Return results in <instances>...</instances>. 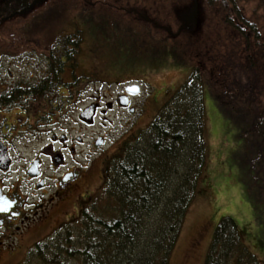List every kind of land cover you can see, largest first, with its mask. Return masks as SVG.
Returning a JSON list of instances; mask_svg holds the SVG:
<instances>
[{
    "label": "trees",
    "instance_id": "trees-1",
    "mask_svg": "<svg viewBox=\"0 0 264 264\" xmlns=\"http://www.w3.org/2000/svg\"><path fill=\"white\" fill-rule=\"evenodd\" d=\"M50 1L55 6L66 0ZM129 1L111 0V6L107 0H81L80 5L83 10L118 13L132 28L136 22L123 14V7L131 4L151 14L154 21L143 20L142 29L161 43L172 42L174 46L163 47L164 52L169 49L176 54L181 49L178 53L191 65V73L140 131L141 140L139 135L124 143L121 155L117 153L110 167L102 171L105 201L85 195L89 200H82L78 216L35 243L24 264H169L204 165V79L223 92L225 121L246 133L241 153L237 152L243 161L235 159L234 168L237 180L243 178L247 186L244 200L264 223V109L246 123L239 112L249 111L247 94L235 88L238 83L247 90L264 88V15L259 17L254 11L247 17L239 0H133L127 4ZM257 7L264 12V0H257ZM237 39L245 41L244 48L237 50V64L230 65L225 54L231 44L226 42L238 43ZM215 40L221 43L211 46L209 42ZM232 91L239 93L236 107L233 100L224 98ZM250 142L254 149L248 151ZM212 229L204 264H261L241 242L231 217H223Z\"/></svg>",
    "mask_w": 264,
    "mask_h": 264
},
{
    "label": "rangeland",
    "instance_id": "rangeland-1",
    "mask_svg": "<svg viewBox=\"0 0 264 264\" xmlns=\"http://www.w3.org/2000/svg\"><path fill=\"white\" fill-rule=\"evenodd\" d=\"M2 1L0 0V2ZM109 2L111 0H107L109 5H114V3L110 4ZM132 2L133 0H130L127 4ZM80 4L82 5L81 0H66L60 5L52 6L50 0H38L26 10L13 16L16 18L15 26L14 28L12 27L13 34L10 32L6 37L16 39L18 37H21L19 39L54 38L58 36L56 34L58 31L64 28L67 29L68 24L74 22L75 24H70L69 29H72L73 25H75V28L80 30L81 37L86 40L85 44L91 45L87 49L95 54L94 58H92L95 78L90 81L91 83L87 90L79 95L77 102L68 107V113L62 121H67V119L75 121L86 100L94 93L96 98L103 104L107 100H112L117 90L122 87L117 85V83L121 84L132 80L136 81L137 84H141L142 97L149 94V99L143 104L144 111L138 115L136 120L138 129H145L161 106L189 77L191 65L188 64V61L181 53H178L181 49H178L176 54L169 49L166 52L163 51V47L171 48L174 46L172 42H169V39L161 43L155 35L151 37V33L148 34V31L142 29L143 20L150 19L154 21V17L152 18L151 14L141 11L131 4L126 8L123 7L121 9L123 14L134 19L136 27H138L132 28L129 24H125V21L122 20L118 13L111 14L107 11L98 12L95 9H91L93 13L88 9H81ZM238 6L247 17L253 14L254 11L259 13H257L259 17L264 15L261 8L257 7V0H239ZM77 7H79V10ZM1 22L4 23V21ZM148 24L152 26V23ZM42 29H52L54 31H49L45 34ZM239 30L246 31L245 28H239ZM221 32L222 34L226 33L222 27ZM196 33L199 36L200 31ZM237 40L239 41L238 43L234 42V40L226 42L227 45L231 44L227 46L225 54V60L230 65L237 64V50L244 48L245 41ZM220 43L219 40H215L214 43L209 42L211 46L212 44L217 45ZM242 44L243 47L240 46ZM242 50L246 51L247 49ZM242 72L246 73L247 71L244 69ZM141 81H145V83L142 84ZM204 81V165L197 180L195 197L186 211L169 264H204L213 238V225H216L223 217H231L236 222L241 242L251 253L256 255L261 264H264V223L258 221L257 216L251 212L249 203L244 200L243 191L246 190L247 186H245L243 178L241 181L237 180L239 174L236 175L234 168L235 159L243 161V156L239 157L238 153H241L239 149L242 147V141L246 138V133L241 134V131L237 130L236 124L231 126L225 121L222 109L227 107V105L226 101L223 102L220 99L223 92L219 88H211L209 86L212 85L210 81L207 82L206 79ZM242 85L238 83L235 88L238 89L240 94H247L245 102L249 111L246 114L244 111L236 112L245 117L244 120L247 123L253 120V117L258 118L263 112L264 88L255 86V90H251V88L247 90ZM239 93L226 92L224 98L228 101L233 100L231 101L233 107H236L235 102H239L237 99ZM151 97L154 98L152 103L149 102ZM237 110L239 109L237 108ZM109 117L114 122L109 128L107 123H105L103 129L101 128L100 118H97L93 130H84L80 127L79 133L85 140L82 150H88L87 144L92 136L98 133H105L108 143L119 137L122 128L116 125L117 120L115 118L123 119L124 117L115 113L109 114ZM131 120H134V118ZM257 128L260 129L259 126ZM141 133L139 132L137 136L139 137ZM139 140H141V135ZM253 146V144L251 146L250 142L248 151L254 149ZM120 150V148L116 150L117 155H121L122 152ZM248 155L251 156L250 153ZM94 156L92 159L95 160V163L87 168L75 192L70 197H67L65 201L53 207L47 219L45 218L41 222L42 219L37 217L31 222L32 225L31 223L29 224L28 227L31 225L30 230L28 229V232L26 230L20 234L18 238L20 244L18 252L20 254L13 264H22V261L24 264L27 253L34 243L45 239L70 219L76 218L82 200H89V198L84 197L85 195L89 194V197L100 196V199L103 198L105 201V197L101 193L104 172L101 171L102 165L99 163L100 154H95ZM113 161L114 159L112 158L107 167H110L109 165ZM1 264H7L6 258L1 260Z\"/></svg>",
    "mask_w": 264,
    "mask_h": 264
},
{
    "label": "flooded vegetation",
    "instance_id": "flooded-vegetation-1",
    "mask_svg": "<svg viewBox=\"0 0 264 264\" xmlns=\"http://www.w3.org/2000/svg\"><path fill=\"white\" fill-rule=\"evenodd\" d=\"M4 2H0V264L3 258L13 264L20 254V234L28 232L37 217L41 222L47 219L53 207L75 192L95 163L92 157L100 154L104 171L116 150L136 139L141 131L136 120L149 94L142 97V86L136 81L117 83L122 87L112 100L101 104L95 93L86 100L82 110L96 105L91 123L84 121L81 112L75 121H62L95 78V54L87 49L91 45L85 44L75 25L69 29L74 22L54 38H7L15 26L13 16L21 10H17L18 0L7 7ZM6 18L11 21L1 22ZM111 113L124 117L115 118L122 128L119 137L108 143L105 133H98L87 144L88 150H82L85 140L80 127L93 130L100 118L101 128L105 123L109 128L114 124Z\"/></svg>",
    "mask_w": 264,
    "mask_h": 264
},
{
    "label": "water",
    "instance_id": "water-1",
    "mask_svg": "<svg viewBox=\"0 0 264 264\" xmlns=\"http://www.w3.org/2000/svg\"><path fill=\"white\" fill-rule=\"evenodd\" d=\"M34 0H18V3H19V8L17 10H22L24 9L28 3L32 2ZM10 4H13V0H5V2L3 3V7H7L9 6ZM132 88H137V86H132ZM95 108L96 106H91V107H88L86 108L81 117L84 119L85 122L87 123H91L92 122V119H93V116H94V113H95ZM101 142L100 141H97L96 142V147L100 146Z\"/></svg>",
    "mask_w": 264,
    "mask_h": 264
}]
</instances>
